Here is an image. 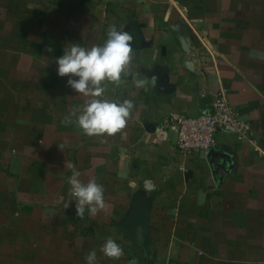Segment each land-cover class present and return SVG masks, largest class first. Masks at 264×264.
<instances>
[{
  "label": "crops",
  "instance_id": "crops-1",
  "mask_svg": "<svg viewBox=\"0 0 264 264\" xmlns=\"http://www.w3.org/2000/svg\"><path fill=\"white\" fill-rule=\"evenodd\" d=\"M111 25L134 36L147 86L105 82L102 98L135 107L121 132L90 137L70 117L90 97L56 58L103 45ZM221 89L254 136L221 132L183 170L168 120L210 111ZM67 163L103 186L95 215L77 217ZM108 238L120 259L101 252ZM91 250L96 264H264V0H0V264H87Z\"/></svg>",
  "mask_w": 264,
  "mask_h": 264
},
{
  "label": "clouds",
  "instance_id": "clouds-1",
  "mask_svg": "<svg viewBox=\"0 0 264 264\" xmlns=\"http://www.w3.org/2000/svg\"><path fill=\"white\" fill-rule=\"evenodd\" d=\"M134 36L129 31L117 30L115 25L109 26L107 39L103 45H93L85 48L80 44H72L70 49L56 58L58 65L57 74L60 77H69L67 86L76 93L85 97L82 109L73 110L71 116L77 128L87 136H114L121 132L131 117L135 104L130 99L108 100L102 98L106 91L105 82L119 85L123 82L122 77L132 75L130 71L133 59ZM48 51H52L51 48ZM132 83L136 88H146L147 81L137 79L132 75ZM77 112L79 114L77 115ZM70 117L66 122L72 123ZM63 149V146H59ZM66 168L71 170L69 195L75 201L77 217H83L87 208L91 215L105 208L104 188L95 180L83 183L79 177L81 173L72 163H67ZM66 208L69 206V202ZM101 252L109 259H120L123 249L115 240L108 238L101 247ZM87 264H96L97 254L95 250L89 251L86 257ZM129 264H138L131 260Z\"/></svg>",
  "mask_w": 264,
  "mask_h": 264
},
{
  "label": "built area",
  "instance_id": "built-area-1",
  "mask_svg": "<svg viewBox=\"0 0 264 264\" xmlns=\"http://www.w3.org/2000/svg\"><path fill=\"white\" fill-rule=\"evenodd\" d=\"M167 124L177 132V148L183 170L186 158L193 152L207 153L218 144L221 132L232 134L239 141L254 136L252 124L241 118L225 89L213 97L210 111L198 116L173 114Z\"/></svg>",
  "mask_w": 264,
  "mask_h": 264
},
{
  "label": "water",
  "instance_id": "water-1",
  "mask_svg": "<svg viewBox=\"0 0 264 264\" xmlns=\"http://www.w3.org/2000/svg\"><path fill=\"white\" fill-rule=\"evenodd\" d=\"M185 48H186V46H185ZM144 225H145L144 223L138 225L137 229L134 231H131V232H132L133 236L136 238V240L146 248V250L148 251V256L151 257L150 243L148 241V236L146 235V230H145Z\"/></svg>",
  "mask_w": 264,
  "mask_h": 264
}]
</instances>
